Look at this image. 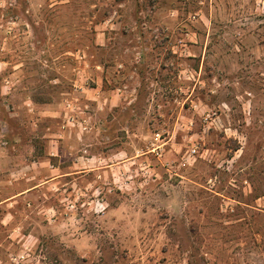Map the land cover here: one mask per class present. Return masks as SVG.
Here are the masks:
<instances>
[{
    "label": "rangeland",
    "instance_id": "1",
    "mask_svg": "<svg viewBox=\"0 0 264 264\" xmlns=\"http://www.w3.org/2000/svg\"><path fill=\"white\" fill-rule=\"evenodd\" d=\"M26 189L0 264H264V0H0Z\"/></svg>",
    "mask_w": 264,
    "mask_h": 264
},
{
    "label": "crops",
    "instance_id": "2",
    "mask_svg": "<svg viewBox=\"0 0 264 264\" xmlns=\"http://www.w3.org/2000/svg\"><path fill=\"white\" fill-rule=\"evenodd\" d=\"M29 189H26V190H23V191H21L19 193L13 194V195L1 200L0 203L5 202V201L10 202V201H13V200H15V199H17L19 197L25 196L26 194H28Z\"/></svg>",
    "mask_w": 264,
    "mask_h": 264
},
{
    "label": "built area",
    "instance_id": "3",
    "mask_svg": "<svg viewBox=\"0 0 264 264\" xmlns=\"http://www.w3.org/2000/svg\"><path fill=\"white\" fill-rule=\"evenodd\" d=\"M192 153H195V151H193Z\"/></svg>",
    "mask_w": 264,
    "mask_h": 264
}]
</instances>
